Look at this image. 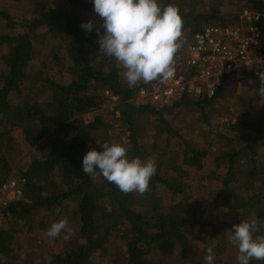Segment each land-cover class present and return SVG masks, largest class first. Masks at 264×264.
<instances>
[{"label": "trees", "instance_id": "obj_1", "mask_svg": "<svg viewBox=\"0 0 264 264\" xmlns=\"http://www.w3.org/2000/svg\"><path fill=\"white\" fill-rule=\"evenodd\" d=\"M215 1L158 0L177 7L183 21L176 55L201 27L238 23L242 8L264 15V0ZM16 4L27 14L14 17L10 6ZM88 21L95 24L90 33L81 27ZM102 23L92 0L0 1V184L12 176L22 189L0 225V264H203L209 247L215 264H238V250L228 243L232 226L264 220L260 85L246 78L236 93L234 80L222 76L211 96L181 93L165 105L136 103L139 88L150 83L129 87L119 63L103 57ZM46 39L53 40L48 47ZM38 55L45 69L54 66L68 77L30 73ZM44 89L47 97L39 98ZM104 91L116 104L94 113L108 102ZM112 122L119 133L110 132ZM13 129L37 152L26 164L14 163ZM104 141L122 144L129 159L157 162L146 193L125 195L102 175L83 173V157L102 151ZM197 189L203 197L194 195ZM61 218L73 229L71 239L64 233L48 238L46 230Z\"/></svg>", "mask_w": 264, "mask_h": 264}, {"label": "clouds", "instance_id": "obj_2", "mask_svg": "<svg viewBox=\"0 0 264 264\" xmlns=\"http://www.w3.org/2000/svg\"><path fill=\"white\" fill-rule=\"evenodd\" d=\"M94 12L103 21L97 29L99 52L103 57L114 58L122 68L120 75L129 87L141 81L166 82L175 75V55L181 47L183 21L179 10L172 4L161 7L158 0H92ZM81 27L91 32L93 21ZM260 87L257 94L264 101V72L258 73ZM100 144V143H99ZM102 151L92 149L82 160L83 173L102 175L123 194L148 191L150 180L157 173V162L148 158H128L127 148L120 143L101 144ZM57 215L61 209L57 208ZM264 229V220H241L232 226L228 243L238 250V264L264 261V235H255ZM71 239L73 229L68 220L61 218L46 230L50 239ZM203 264H215L212 247L207 248Z\"/></svg>", "mask_w": 264, "mask_h": 264}, {"label": "built area", "instance_id": "obj_3", "mask_svg": "<svg viewBox=\"0 0 264 264\" xmlns=\"http://www.w3.org/2000/svg\"><path fill=\"white\" fill-rule=\"evenodd\" d=\"M174 59L173 78L139 88L134 102L165 105L181 93L211 96L222 76L238 83L252 78L260 85L258 73L264 72V15L242 8L236 24L205 25ZM104 94L112 109L117 97L107 91ZM21 198L20 179L10 176L0 184V225Z\"/></svg>", "mask_w": 264, "mask_h": 264}, {"label": "rangeland", "instance_id": "obj_4", "mask_svg": "<svg viewBox=\"0 0 264 264\" xmlns=\"http://www.w3.org/2000/svg\"><path fill=\"white\" fill-rule=\"evenodd\" d=\"M0 1H4V0H0ZM208 2H209V0H208ZM209 3L217 4V1L213 0L212 2L210 1ZM16 5L17 6H15V7L14 6H10V13L14 12V17L19 18V17H23V15L27 14V11H25V8L23 7L22 4H16ZM225 9L229 10L231 8L230 7H226ZM52 43H53L52 39H46L45 42H44V46L48 47ZM43 53H44V60L46 62H48L49 61L48 57L45 59L46 48H43V50L40 51V54H43ZM47 59H48V61H47ZM42 64H46V63L43 61V59L39 55L36 56L33 59L32 64L28 68L29 72L36 74L37 71L39 69H41L43 74L44 73H48L49 76H54L55 79L61 80V81L65 80L68 77L67 75H65L63 73L57 72L56 68L54 66H50L51 68L47 67V69H45L43 67L44 65H42ZM242 85H243L242 82H239V83L238 82H233V84L230 86V88H231V90L233 92L242 93L243 89H244V87ZM30 91H32L31 93L35 94L34 90L30 89ZM36 95H39L38 96L39 98H43V95L45 97H47V90L44 89L41 94L36 93ZM110 108H111V104L106 102V104H104L103 107H101L98 111H96L94 113L102 114V113H104V110H110ZM91 115H92V113H89V114L85 115L84 119L90 118ZM112 126L114 128L111 129L110 132L111 133L113 132V134H114V132L115 133H119L120 128H118V126H117V124L115 122H112ZM10 134L15 137L13 144H15V146H16L15 149H14L15 150V152H14V154H15L14 155V157H15L14 161H16V162H14V163L20 162L21 164H26L27 162H29L31 159H33L37 155V152H35L33 150V147H27V146L24 145L22 137H21V133H20L19 130L13 129V130H11ZM121 138H124V135H122V136L120 135V139ZM193 138L197 142H199V141H200V143L202 142V137L199 139V137H197L194 134ZM112 141H113V139H112ZM205 171H206V169H205ZM205 185L207 187H211L210 183H206ZM193 193H194V195L198 194L200 197H203L202 194H204L203 191L200 190V189H197ZM158 194H159V196L161 195L160 193H158ZM160 199H162L163 201H166L167 197L161 195ZM57 244L58 243H54V244H50L49 246H50V248L56 249L57 248ZM40 249H41V252H43V253L46 251V247L45 246H42Z\"/></svg>", "mask_w": 264, "mask_h": 264}]
</instances>
